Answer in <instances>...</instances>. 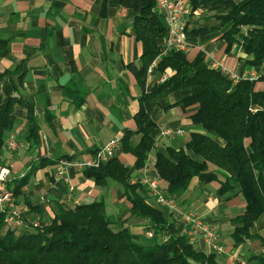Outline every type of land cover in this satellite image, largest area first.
Returning <instances> with one entry per match:
<instances>
[{
    "label": "crops",
    "instance_id": "obj_1",
    "mask_svg": "<svg viewBox=\"0 0 264 264\" xmlns=\"http://www.w3.org/2000/svg\"><path fill=\"white\" fill-rule=\"evenodd\" d=\"M227 12L218 6L187 16L186 29L198 33L187 36L185 54L190 61L200 53L212 54L214 61L239 81H257L260 71L246 64L241 46L235 44L228 51L223 36L232 24L223 26L217 19ZM136 17L134 10L118 0H0V106L16 98V124L6 141L15 135L23 144L15 153L4 148L0 168L9 170L10 182L29 176L23 195L16 199L27 223H49L63 204L75 207L103 202L107 214L126 219L125 226L139 240L153 241L146 237L149 223L130 217V204L114 181L96 183L87 177V169L74 167L67 170L65 180L55 176L60 162L89 160L128 132L133 134L130 146L140 144L135 117L141 100L162 85L163 76L168 75L169 80L171 72L159 75L157 58L141 76L146 59L136 36ZM161 17L167 26L165 16ZM150 68L154 69L151 74ZM256 88L261 90L263 84L257 82ZM188 95L173 93L153 111L155 150L164 155L169 148L187 151L190 134L202 133L192 122L197 107L178 105ZM29 110L39 127L34 144L28 140ZM154 153L141 171L136 169L132 154L121 151L116 157L130 169L132 178L141 179L147 168L157 179ZM160 186L165 192V185L160 182ZM220 188L218 181L205 185L194 179L179 206L217 230L218 243L225 248L224 254L216 255L220 264L247 263L251 256L264 254V216L251 230L255 238L235 247L232 235L239 227L235 220L246 212V202L238 186L228 196L220 195ZM150 196V203L161 208ZM172 215L178 234L189 238L192 225L185 223L179 212Z\"/></svg>",
    "mask_w": 264,
    "mask_h": 264
},
{
    "label": "trees",
    "instance_id": "obj_2",
    "mask_svg": "<svg viewBox=\"0 0 264 264\" xmlns=\"http://www.w3.org/2000/svg\"><path fill=\"white\" fill-rule=\"evenodd\" d=\"M118 1L137 13L134 27L146 59L141 76L157 58V73L171 72L169 80L155 86L141 100L135 117L140 144L132 148L133 134L128 132L121 151L136 158L138 171L144 169L155 151L154 172L165 185V195L178 205L194 179L205 185L218 181L219 194L226 196L238 186L246 202V212L235 220L239 227L232 235L234 246L239 247L255 238L251 230L264 216V0H191L192 12L218 6L228 11L217 17L223 26L232 24L223 36L228 51L240 45L246 64L261 74L257 81L240 80L236 84L210 68L202 53L192 61L182 52L160 57L168 28L155 2ZM196 33L186 29L187 36ZM257 82L263 84L261 90L256 88ZM181 91L189 95L178 105L197 107L192 122L202 133L190 134L187 151L169 148L164 155L155 150L153 133L157 125L152 114L160 101ZM16 101L12 97L0 106V155L16 124ZM28 119V140L34 144L39 127L32 110ZM86 175L96 183L112 180L122 187L123 199L130 204V217L148 222V232H154L153 246L140 244L125 226L127 220L109 216L103 202L75 207L63 204L49 223L42 222L41 229L29 231H5V214L0 211V264H220L216 255L195 248L186 236L178 234L173 215L150 203L149 191L140 183L132 184L130 169L117 157L98 168H88ZM28 182L29 176L8 183L15 199L23 195ZM165 236L169 240L160 242L159 237ZM247 264H264V254L251 256Z\"/></svg>",
    "mask_w": 264,
    "mask_h": 264
},
{
    "label": "built area",
    "instance_id": "obj_3",
    "mask_svg": "<svg viewBox=\"0 0 264 264\" xmlns=\"http://www.w3.org/2000/svg\"><path fill=\"white\" fill-rule=\"evenodd\" d=\"M156 4V10L167 20L168 38L165 40L160 57L166 56L170 52L187 51V34L185 19L192 13L191 0H153ZM200 10L194 12L196 15ZM205 60L210 68L220 71L224 76L231 79L235 84L239 80L234 74L228 70L223 64L215 62L212 54H206ZM154 69L150 68L151 74ZM168 75L160 79V84H164L168 80ZM253 81V80H250ZM5 151L15 153L23 148V144L19 143L15 135L6 141ZM122 149V139L110 141L105 147L101 148L89 160L83 161H62L56 168L55 176L59 180L66 179V173L69 168L88 169L98 168L101 165L114 159ZM147 169V168H146ZM142 173L141 179L132 178V184L140 183L144 186L154 198L156 204L165 208L169 213L179 212L182 220L185 223L192 225V231L188 233V240L194 247L199 246V249L209 255H222L225 253V248L218 243V232L215 228L205 225L200 219L181 209L175 200L168 198L165 192L161 189L160 181L149 175L147 170ZM9 170L0 168V211L4 212V230H33L41 229L42 225L39 222L27 223L23 218L22 212L19 209L14 193L9 189L7 178ZM73 187H69V191L73 192ZM146 237L150 240L155 239L153 231L147 232ZM169 240V236L159 237V241L165 243ZM239 264H247L245 261H240Z\"/></svg>",
    "mask_w": 264,
    "mask_h": 264
},
{
    "label": "rangeland",
    "instance_id": "obj_4",
    "mask_svg": "<svg viewBox=\"0 0 264 264\" xmlns=\"http://www.w3.org/2000/svg\"><path fill=\"white\" fill-rule=\"evenodd\" d=\"M134 220L135 221H137V220L140 221L139 219H136V218H134ZM135 221H133V222H135ZM139 243L142 244V245H145V246H153V242L152 241H148L145 238H140Z\"/></svg>",
    "mask_w": 264,
    "mask_h": 264
}]
</instances>
